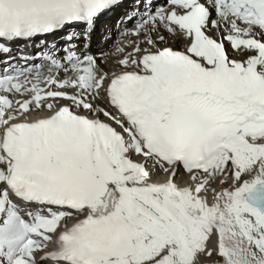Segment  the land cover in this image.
I'll use <instances>...</instances> for the list:
<instances>
[{
    "label": "snow or ice",
    "instance_id": "snow-or-ice-1",
    "mask_svg": "<svg viewBox=\"0 0 264 264\" xmlns=\"http://www.w3.org/2000/svg\"><path fill=\"white\" fill-rule=\"evenodd\" d=\"M0 264H264V0H0Z\"/></svg>",
    "mask_w": 264,
    "mask_h": 264
},
{
    "label": "bare ground",
    "instance_id": "bare-ground-1",
    "mask_svg": "<svg viewBox=\"0 0 264 264\" xmlns=\"http://www.w3.org/2000/svg\"><path fill=\"white\" fill-rule=\"evenodd\" d=\"M124 10L125 9H119L116 13H114V15L112 17L121 14ZM106 17H107V19L106 18L104 19V17H102L99 23H103L105 25L109 22L110 18H112V17H109L108 15Z\"/></svg>",
    "mask_w": 264,
    "mask_h": 264
}]
</instances>
